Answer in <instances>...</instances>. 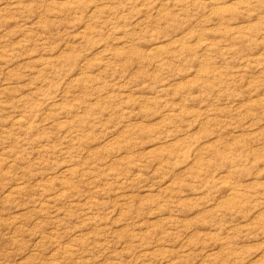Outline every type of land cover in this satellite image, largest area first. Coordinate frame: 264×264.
<instances>
[{"label": "rangeland", "instance_id": "obj_1", "mask_svg": "<svg viewBox=\"0 0 264 264\" xmlns=\"http://www.w3.org/2000/svg\"><path fill=\"white\" fill-rule=\"evenodd\" d=\"M0 264H264V0H0Z\"/></svg>", "mask_w": 264, "mask_h": 264}]
</instances>
